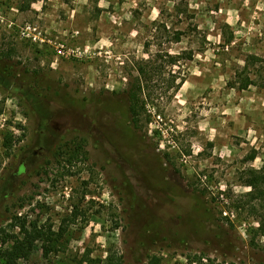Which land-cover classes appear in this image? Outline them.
Listing matches in <instances>:
<instances>
[{
  "label": "rangeland",
  "instance_id": "1",
  "mask_svg": "<svg viewBox=\"0 0 264 264\" xmlns=\"http://www.w3.org/2000/svg\"><path fill=\"white\" fill-rule=\"evenodd\" d=\"M0 161L21 264H264V0H0Z\"/></svg>",
  "mask_w": 264,
  "mask_h": 264
},
{
  "label": "trees",
  "instance_id": "2",
  "mask_svg": "<svg viewBox=\"0 0 264 264\" xmlns=\"http://www.w3.org/2000/svg\"><path fill=\"white\" fill-rule=\"evenodd\" d=\"M100 1V0H96ZM29 6H27L28 9ZM176 62V60H172ZM251 84L250 81L244 82L242 88H247ZM136 95L132 96V104L129 107V111L133 116V122L137 121L136 115L137 104L138 101L135 100ZM124 117V116H123ZM256 154L251 156V159H255ZM2 163L0 161V168ZM247 186L251 188L248 193L249 196H252L255 200H259L261 202V206L264 207V166L259 170H251L250 176L246 183ZM255 208V206H253ZM20 224V232L18 235L12 234L10 235V243L0 248V264H21L22 261L29 260L32 256L35 243L38 240H44L46 249L45 251L50 252L55 245L53 244L55 241H58L56 236H53L50 232H44L41 228L38 227L37 224L31 225V227L27 226L26 221L21 217H16V222L13 225ZM260 228L264 230V218L259 220ZM9 240V239H8ZM7 239H4V243L8 242ZM49 245V246H47ZM89 264H121L120 258H115L114 254L110 253L105 259H93L89 255L80 262ZM149 264H160V259L155 257L149 261Z\"/></svg>",
  "mask_w": 264,
  "mask_h": 264
},
{
  "label": "built area",
  "instance_id": "3",
  "mask_svg": "<svg viewBox=\"0 0 264 264\" xmlns=\"http://www.w3.org/2000/svg\"><path fill=\"white\" fill-rule=\"evenodd\" d=\"M23 34L27 37H32L34 40L41 39L43 40L40 35L41 33L37 32V28L33 27L32 25H28L25 29ZM62 53V50H60Z\"/></svg>",
  "mask_w": 264,
  "mask_h": 264
},
{
  "label": "flooded vegetation",
  "instance_id": "4",
  "mask_svg": "<svg viewBox=\"0 0 264 264\" xmlns=\"http://www.w3.org/2000/svg\"><path fill=\"white\" fill-rule=\"evenodd\" d=\"M120 121H121V120H120ZM121 126H122V122H121ZM119 127H120V126H117L116 130H120Z\"/></svg>",
  "mask_w": 264,
  "mask_h": 264
}]
</instances>
